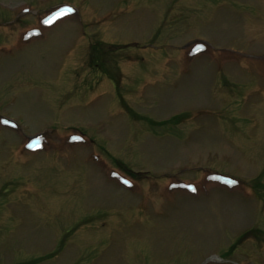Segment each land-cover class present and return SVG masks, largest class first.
Instances as JSON below:
<instances>
[{
	"label": "rangeland",
	"instance_id": "obj_1",
	"mask_svg": "<svg viewBox=\"0 0 264 264\" xmlns=\"http://www.w3.org/2000/svg\"><path fill=\"white\" fill-rule=\"evenodd\" d=\"M0 191V264H264V0H0Z\"/></svg>",
	"mask_w": 264,
	"mask_h": 264
},
{
	"label": "flooded vegetation",
	"instance_id": "obj_2",
	"mask_svg": "<svg viewBox=\"0 0 264 264\" xmlns=\"http://www.w3.org/2000/svg\"><path fill=\"white\" fill-rule=\"evenodd\" d=\"M0 193H3V191H2V192L0 191ZM4 201H5V199H1V201H0V202H4Z\"/></svg>",
	"mask_w": 264,
	"mask_h": 264
}]
</instances>
